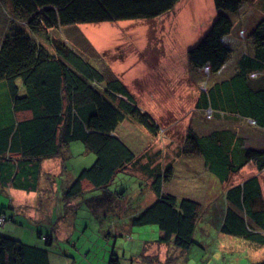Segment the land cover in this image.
<instances>
[{
    "label": "trees",
    "instance_id": "obj_1",
    "mask_svg": "<svg viewBox=\"0 0 264 264\" xmlns=\"http://www.w3.org/2000/svg\"><path fill=\"white\" fill-rule=\"evenodd\" d=\"M176 1L10 0L11 19L0 41V190L34 192L41 203L33 213L27 209L32 203L30 197L15 206L11 200L9 210L1 208L0 228L11 224L0 231V264H50L45 245L52 244L56 232L36 230V239L45 245L24 242L8 233L20 224L16 215L23 217L20 222L27 219L41 225L54 216L58 204L73 206L72 198L87 189L106 186L116 171L137 161L135 150L116 133L124 120L137 122L151 134L162 131L159 120L140 107L120 78H106L78 50L83 41H89L80 35L77 24L152 18L172 8ZM246 1L213 0L216 15L186 55L202 80V71L220 74L236 52L227 76L201 88L194 107L210 118L252 119V125L264 130V0H259L258 6L252 3L254 13L236 27L230 14L238 12ZM233 32L235 39H248L252 48H233L226 40ZM74 141L83 143L93 154V161L74 173L63 168L53 176L54 184L49 188L46 183L52 177L45 175L43 162L62 155L65 158ZM181 152L199 156L208 174L219 183L228 181L247 163H253L257 171L264 169V148L245 146L244 137L227 127L198 133L189 126ZM144 165L155 199L130 213L129 223L157 226L159 235L146 252L149 263L168 260L158 255L164 246L172 248L174 254L188 250L195 243L198 223L204 220L209 224L208 219L218 234L264 247V193L257 173L225 187L218 201L207 209L208 217L201 218L203 205L199 200L163 188L174 175L171 162L162 168ZM261 260L259 264H264V257ZM109 264H119L115 252Z\"/></svg>",
    "mask_w": 264,
    "mask_h": 264
},
{
    "label": "rangeland",
    "instance_id": "obj_2",
    "mask_svg": "<svg viewBox=\"0 0 264 264\" xmlns=\"http://www.w3.org/2000/svg\"><path fill=\"white\" fill-rule=\"evenodd\" d=\"M249 1L244 2L238 12L230 14L236 27L240 24L242 26L251 12L254 13L252 3L258 6L259 0ZM216 12L213 0H177L172 8L152 18L77 24L79 29L83 24H89L87 33L81 30L80 34L89 43L83 41L78 50L96 64L106 74V78L118 77L123 80L129 73H141V78L132 80L134 87H141L143 90L140 96L150 94L149 88L152 85L164 87V74L167 72H179L180 75L182 73L183 86L175 88L172 93L164 87L161 94L174 102L183 100V111L179 112L178 108L173 106V110L159 120L162 131L157 134H151L133 120H124L118 125L116 133L135 150L137 161L116 171L106 186L87 189L72 198L70 201L75 202L71 203L73 206L68 205L66 208L58 204L60 208L53 211L54 216L41 225L27 219L20 222L23 217L16 215L15 219L20 224L8 233L27 243L45 245L44 241L36 239V230L53 229L56 236L52 244L45 245L49 250L50 264H109L112 252L117 254L119 264H161L157 261L149 263L145 258L149 244L156 242L159 235L157 226L129 223L130 213L142 210L155 198L149 184L151 178L147 176V165L144 164L162 168L171 162L174 175L168 183H164L163 188L177 196L186 195L199 200L203 205L201 218L208 217L207 209L211 208L213 201H218L220 192L225 187L240 182L253 173H257L264 184V169L257 171L253 163H247L232 174L228 181L219 183L208 174L199 156H185L181 152L189 126L198 133H206L216 127L231 128L244 137L245 146L264 148V130L252 125L253 123L245 119L210 118L203 111L197 112L194 107L197 92L208 82L227 76L230 63L236 54H232L220 74L209 75L202 71V80L199 72H195L187 63V49L205 33ZM10 13V0H0V41L11 19ZM74 26L71 25V28ZM106 29L109 36L101 42L93 32L100 30L105 35ZM236 32L239 33V29ZM54 33L52 30V34ZM64 34L66 35L65 32ZM231 35L227 36L226 40L233 48L235 46L237 51L252 48L248 39L242 36L235 39L234 32ZM92 46L96 53L93 52ZM177 64L181 69L175 67ZM172 69H175V72L171 71ZM149 100V97H144L139 103L144 106ZM182 113L184 116L180 117ZM65 153V158L62 155L63 157L57 156L43 162L45 175L52 177L48 178L50 182L46 183L49 188L50 184H54L53 176L63 168L74 173L93 161V154L86 150L80 141L72 142ZM68 176L69 173H66L65 177ZM13 193H17L14 188L0 190V211L2 207L9 210L11 200L15 206L16 202L21 204L27 199L24 197L27 192L23 190L18 195ZM18 196H21L20 201ZM32 196V203L27 206L31 213L39 206L38 203H41L35 195ZM208 222L209 224L202 220L198 223L193 235L195 243L188 250L174 254L169 247L158 249V255L162 259L168 258L162 264H259L262 261L261 257L264 255L261 253L264 252V247H254L240 237L218 234L213 223L209 219ZM205 223L208 227H205ZM9 224L11 223H7L3 229L0 228V231H6L4 228H8Z\"/></svg>",
    "mask_w": 264,
    "mask_h": 264
},
{
    "label": "crops",
    "instance_id": "obj_3",
    "mask_svg": "<svg viewBox=\"0 0 264 264\" xmlns=\"http://www.w3.org/2000/svg\"><path fill=\"white\" fill-rule=\"evenodd\" d=\"M88 25L89 24H83L81 26L80 30H83L85 33H87V26ZM186 60H187V58H186ZM187 63H188V61H187ZM175 67H178L179 69H181V67L178 66V64ZM189 70H190V68H189ZM171 71L175 72V69H172ZM169 73H171V74L169 75ZM140 74H139V72H133L132 74L129 73L125 79L124 78H123V80L121 79L128 86L129 90L136 96L139 105H141L139 103L140 99H142L144 97H149L150 100L147 101L144 106H142V105L141 106L144 109H146L147 111H149L157 120H160L161 118L165 117V114L167 112L172 111L173 106L175 108H178L179 112L183 111V107H184V101L183 100H177V102H174L171 98H166L164 95L161 94V90L164 91V87H166L167 91L170 93H172L175 88L182 87L183 86V83H182L183 82L182 81L183 80V74L182 73L180 75L179 72H175V73L167 72V74H164L165 81H166L165 86L161 87V86L152 85V87L149 88L150 94H144L143 96H140V94L143 91L141 89V87L137 88V87H134L132 84L133 79L141 78L139 76H142V74L141 75ZM178 76H179V78H178ZM195 98H196V96H195ZM196 111H198V110L196 109ZM181 116H184V113H182L180 115V117ZM188 126H189V124H188ZM260 183H261L262 190H263L264 184H263V182H261V179H260ZM15 190L17 191V193H13V194L18 195L21 192V190H17V189H15ZM32 195H34V192H30L29 194H26L24 197H28V199L30 197L32 200V197H33ZM18 197H19V201H20L21 196H18ZM23 202H26V201H23ZM16 205H19V204H17V202H16Z\"/></svg>",
    "mask_w": 264,
    "mask_h": 264
},
{
    "label": "bare ground",
    "instance_id": "obj_4",
    "mask_svg": "<svg viewBox=\"0 0 264 264\" xmlns=\"http://www.w3.org/2000/svg\"><path fill=\"white\" fill-rule=\"evenodd\" d=\"M103 28L105 29L106 26H104ZM106 32H107V33H106L105 35H103V34L101 33L100 30H97V31H95V32H93V33H95L96 36L100 38V41L103 42V41L105 40V38L109 36V34H108V30H107V29H106Z\"/></svg>",
    "mask_w": 264,
    "mask_h": 264
},
{
    "label": "water",
    "instance_id": "obj_5",
    "mask_svg": "<svg viewBox=\"0 0 264 264\" xmlns=\"http://www.w3.org/2000/svg\"><path fill=\"white\" fill-rule=\"evenodd\" d=\"M248 120H250V121H252V122H253V120H252V119H248Z\"/></svg>",
    "mask_w": 264,
    "mask_h": 264
},
{
    "label": "clouds",
    "instance_id": "obj_6",
    "mask_svg": "<svg viewBox=\"0 0 264 264\" xmlns=\"http://www.w3.org/2000/svg\"><path fill=\"white\" fill-rule=\"evenodd\" d=\"M249 122L253 123L252 121L248 120Z\"/></svg>",
    "mask_w": 264,
    "mask_h": 264
}]
</instances>
